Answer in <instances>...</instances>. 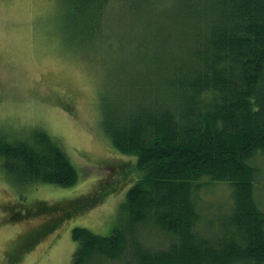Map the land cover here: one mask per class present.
<instances>
[{"label": "trees", "instance_id": "1", "mask_svg": "<svg viewBox=\"0 0 264 264\" xmlns=\"http://www.w3.org/2000/svg\"><path fill=\"white\" fill-rule=\"evenodd\" d=\"M112 1L69 0L73 36L89 41ZM170 5L184 43L168 58L160 55L156 82L144 75L145 84L129 83L135 90L125 99H99L102 134L134 159L128 172L138 176L108 236L72 229L70 264H264V211L256 197L261 169L250 163L264 154V0ZM0 169L11 185L70 187L77 181L60 145L39 128L21 138L0 133ZM115 176L113 184L63 204L41 201L25 214L9 209L10 221L51 218L11 241L6 262L17 263L59 223L117 192L125 183ZM218 184L229 186L231 205L206 225L201 193ZM156 237L161 242L153 245Z\"/></svg>", "mask_w": 264, "mask_h": 264}, {"label": "rangeland", "instance_id": "2", "mask_svg": "<svg viewBox=\"0 0 264 264\" xmlns=\"http://www.w3.org/2000/svg\"><path fill=\"white\" fill-rule=\"evenodd\" d=\"M68 2L0 0V133L12 139L32 128L42 129L77 171L74 185L59 187L11 185L0 169V264H8L4 251L11 241L51 218L47 214L10 221L9 209L25 214L41 201L63 204L113 184L119 174L123 187L92 209L59 223L15 264H70L76 247L71 231L76 227L101 236L110 234L130 180L138 174L134 169L128 172L134 159L117 152L102 134L99 99H125L135 90L129 83L145 84L144 75L155 83L159 78L154 77L156 63L163 62L160 55L165 52L162 58L166 59L184 43L169 12L170 0H113L89 41L73 36ZM251 162L261 169L258 182L262 186H257L256 197L264 211V154ZM201 198L209 210L206 225L213 217L222 218L231 205L225 184L201 193ZM154 242L158 245L161 239L156 237Z\"/></svg>", "mask_w": 264, "mask_h": 264}]
</instances>
